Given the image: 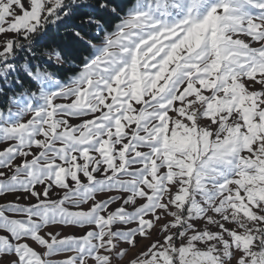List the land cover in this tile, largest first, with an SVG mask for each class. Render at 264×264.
<instances>
[{"label": "snow or ice", "instance_id": "obj_1", "mask_svg": "<svg viewBox=\"0 0 264 264\" xmlns=\"http://www.w3.org/2000/svg\"><path fill=\"white\" fill-rule=\"evenodd\" d=\"M0 264H264V0H0Z\"/></svg>", "mask_w": 264, "mask_h": 264}]
</instances>
